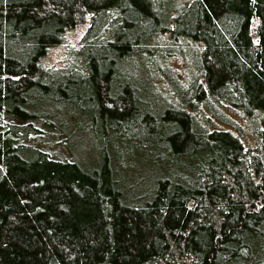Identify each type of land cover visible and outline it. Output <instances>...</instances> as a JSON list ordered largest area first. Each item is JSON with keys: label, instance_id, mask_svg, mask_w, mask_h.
<instances>
[{"label": "trees", "instance_id": "obj_1", "mask_svg": "<svg viewBox=\"0 0 264 264\" xmlns=\"http://www.w3.org/2000/svg\"><path fill=\"white\" fill-rule=\"evenodd\" d=\"M0 264H264V0H0Z\"/></svg>", "mask_w": 264, "mask_h": 264}, {"label": "rangeland", "instance_id": "obj_2", "mask_svg": "<svg viewBox=\"0 0 264 264\" xmlns=\"http://www.w3.org/2000/svg\"><path fill=\"white\" fill-rule=\"evenodd\" d=\"M88 26V22L83 23L82 25L68 32L65 36L64 42L59 46L53 47L49 51L45 59V64L51 68L61 67L64 64L68 48L77 47L79 45ZM170 66L177 73L181 80H186L188 76V69L182 58L177 57L173 59L170 62ZM224 113H226L228 118L232 119L242 127V135H239V133L234 130L231 125L219 123L218 127L223 130L231 131L234 135L238 136L245 145L250 142L252 147L255 148L254 146L257 144V140L255 139L256 131L259 127H261V113L257 112L249 119L242 118L243 121L235 117L233 112L230 110L226 112L224 111ZM239 114L242 115V113ZM241 121L242 124L240 123ZM34 124L38 129H40L41 133L38 138H31L30 142L33 144H39L40 147L45 152L49 153L52 158L59 160H66L68 158V160H76L77 162L79 161L85 165H89L90 162H93V164H90L91 166H96L100 161L98 152H95V150H93L89 145L88 141L90 142V140L85 132H80L78 139H71L69 141V145L63 147L58 144L60 137L55 129L47 127L42 121H35Z\"/></svg>", "mask_w": 264, "mask_h": 264}]
</instances>
